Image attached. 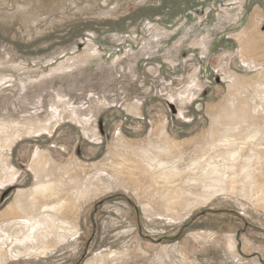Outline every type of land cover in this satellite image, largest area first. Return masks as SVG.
Listing matches in <instances>:
<instances>
[{
    "label": "rangeland",
    "instance_id": "1",
    "mask_svg": "<svg viewBox=\"0 0 264 264\" xmlns=\"http://www.w3.org/2000/svg\"><path fill=\"white\" fill-rule=\"evenodd\" d=\"M0 264H264V0H0Z\"/></svg>",
    "mask_w": 264,
    "mask_h": 264
},
{
    "label": "bare ground",
    "instance_id": "2",
    "mask_svg": "<svg viewBox=\"0 0 264 264\" xmlns=\"http://www.w3.org/2000/svg\"><path fill=\"white\" fill-rule=\"evenodd\" d=\"M215 171H216V170H215ZM218 187H219V190H220V192H222V193H223V192L225 191V187H224V186H222V185H219Z\"/></svg>",
    "mask_w": 264,
    "mask_h": 264
}]
</instances>
